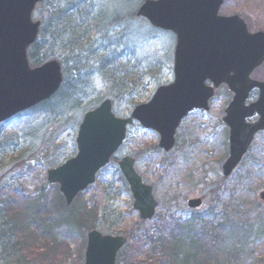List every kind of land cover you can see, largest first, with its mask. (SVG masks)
Segmentation results:
<instances>
[{
	"label": "rangeland",
	"instance_id": "obj_1",
	"mask_svg": "<svg viewBox=\"0 0 264 264\" xmlns=\"http://www.w3.org/2000/svg\"><path fill=\"white\" fill-rule=\"evenodd\" d=\"M141 4L142 0H44L36 6L35 20H49L57 7L65 12L58 32L50 31L47 43L54 51L50 59L61 61L68 80L65 85L70 86V94L74 93L56 113L45 109L31 111L0 125V202L14 196L17 204V209L11 211H7L5 203L0 204V225L10 221V215L27 211L28 199L23 197H36L42 187L49 207L58 194L62 195L57 184L48 182V172L77 155L76 139L85 111L111 99L116 115L125 118L137 104L150 99L159 86L174 80L176 36L154 29L143 19H131ZM116 13L127 21L110 27ZM220 14L239 15L251 32H264V0H225ZM64 29L69 34L77 31L75 39L70 41L74 36L69 37ZM127 33L130 40L116 49L121 35ZM70 42L77 43L73 52L62 48ZM115 51L123 54L121 65L131 73L130 78L136 79L133 89L121 91L103 73L88 68L92 65L87 63L88 58L113 59ZM77 57L80 65L74 60ZM77 66L84 69L81 75ZM253 77L264 80V65ZM232 98L229 89L222 86L211 100L209 111L191 112L179 126L175 148L169 153L159 148L157 132L139 123L130 126L124 144L111 162L97 174L95 183L80 194L89 208H96L95 228L103 234L128 238L132 233L136 237L138 227H151L166 212L184 219L193 214L204 215L205 222L222 227L227 221L238 222L244 224L245 235L239 231L231 235L229 228L214 232L221 249L219 264H264V203L259 199L264 191V133L256 136L241 164L225 178L222 166L229 154V129L223 117ZM256 98L257 92L252 93L251 100ZM126 156L136 158L137 173L154 188L159 206L151 220L141 219L129 185L121 177L118 161ZM195 197L204 199L200 209L188 207V200ZM7 228L0 230V264L85 263L87 229L60 226L54 245L57 254L51 255L45 240L22 239L19 243L17 236H2ZM128 242L132 243L129 238ZM33 246L39 248V253Z\"/></svg>",
	"mask_w": 264,
	"mask_h": 264
},
{
	"label": "water",
	"instance_id": "obj_2",
	"mask_svg": "<svg viewBox=\"0 0 264 264\" xmlns=\"http://www.w3.org/2000/svg\"><path fill=\"white\" fill-rule=\"evenodd\" d=\"M44 0H0V124L50 100L61 89V62L52 59L32 67L28 49L38 40L41 20H33L37 4ZM225 0H145L136 15L156 29L176 35L174 81L160 86L152 98L137 105L129 117H118L111 99L87 111L77 134L78 153L48 172V181L58 184L66 204L96 181L97 173L109 164L135 121L160 135L159 147L171 151L182 120L194 109L209 110L216 89L225 84L234 94L223 121L230 130L228 159L223 165L229 177L248 152L255 135L264 130V81L253 72L264 63V32H250L239 15L225 16ZM210 83V84H209ZM256 101L247 104L253 90ZM259 119L247 120L255 115ZM135 158L124 157L119 167L134 198L140 217L150 220L158 202L153 187L145 184L135 169ZM264 201V192L260 194ZM191 199L188 206H202ZM85 264H116L126 238L103 234L87 235Z\"/></svg>",
	"mask_w": 264,
	"mask_h": 264
},
{
	"label": "trees",
	"instance_id": "obj_3",
	"mask_svg": "<svg viewBox=\"0 0 264 264\" xmlns=\"http://www.w3.org/2000/svg\"><path fill=\"white\" fill-rule=\"evenodd\" d=\"M64 14L65 12H61V9L57 7L53 9L49 20L45 21L41 19L42 27L39 40L28 50V56L32 66H39L50 60L52 47L49 49L47 38L50 31L54 30V32H58L56 29L60 24L61 17L64 18ZM130 18L138 19L136 12L131 14ZM123 20L127 21V18L121 17L116 13L111 21L110 27H118ZM64 30L66 31V29ZM71 31H73L71 33L74 36L73 38L71 34L67 33V31L65 32L69 37L71 35L70 41L77 36V31ZM52 35L56 41L59 40V37L55 33ZM128 37L129 33L127 35H121V41L115 45L116 49L123 46L127 40L129 41L130 38ZM76 44L72 42L64 43L62 48L73 52L76 49ZM114 54L115 57L113 59H106L104 56L94 57L95 60L88 58L87 63L91 62L92 65L85 67L103 73L105 78L109 80L108 82L115 88L120 87L121 91L129 88L133 89V85L135 86L136 84V79L130 78L129 74L131 73L124 70L121 65L120 58L123 57V54L117 51ZM74 60H76V64L80 65V57ZM77 71L78 75H81L84 69L78 68L77 66ZM150 72V70H147V74H150ZM86 74L87 78H89L90 73L87 72ZM66 81H68L67 78L64 79L62 88L52 99L45 101L28 112L45 109L56 113V109L62 106V104L67 105L69 102L68 99L71 98L74 91L70 94V86L65 85ZM87 82L89 81H86V84H88ZM77 87L79 88V86ZM121 177L124 181L123 175ZM38 192L39 194L34 198L23 197L24 200L28 199L26 201L27 211H20L16 215H10V221H6L0 225L1 232L2 228L8 226L7 229L3 230L4 233L2 236L9 238L17 236L19 243L22 242V239L23 241L25 239L30 240L31 238L33 240H37V238L43 239L45 240L46 247H48V253L55 255L57 254V250L54 248V245L57 242V229L60 226L65 225L74 230L84 228L89 231L95 228L96 208H89L82 201L80 195L71 205H67L62 195L58 194L53 199L52 206L49 207L46 203L48 196L44 192V188H40ZM15 199L13 196L1 201L0 204L5 203L7 211H11L14 208L17 209ZM221 227V224L215 226L205 222L204 215L193 214L191 217L184 219L181 216H177L176 213L166 212L151 227L147 229L138 227L136 237L132 233L127 235L132 243L127 242L124 249L121 250L117 264H219V250L221 252V249L218 246L214 232L219 229L229 228L231 235L236 231L244 235L246 233L244 231V224L240 225L238 222L227 221V224ZM19 237L21 238L19 239ZM32 249L39 253V248L33 246ZM128 254H130L129 258Z\"/></svg>",
	"mask_w": 264,
	"mask_h": 264
},
{
	"label": "flooded vegetation",
	"instance_id": "obj_4",
	"mask_svg": "<svg viewBox=\"0 0 264 264\" xmlns=\"http://www.w3.org/2000/svg\"><path fill=\"white\" fill-rule=\"evenodd\" d=\"M200 111H204V110H200ZM258 118H259V116H254L252 119H249L248 122L254 123L258 120ZM261 133H264V131L259 132L257 135H259ZM195 198H201L204 201L203 197H195ZM190 199H194V198H190Z\"/></svg>",
	"mask_w": 264,
	"mask_h": 264
}]
</instances>
